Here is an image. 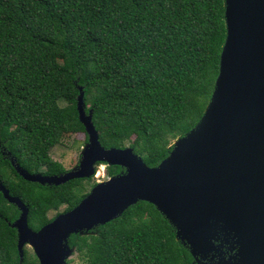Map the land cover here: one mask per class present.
<instances>
[{"label":"trees","instance_id":"1","mask_svg":"<svg viewBox=\"0 0 264 264\" xmlns=\"http://www.w3.org/2000/svg\"><path fill=\"white\" fill-rule=\"evenodd\" d=\"M225 0H0V183L28 208L39 230L74 208L92 177L58 186L24 180L67 171L51 151L87 135L85 110L104 148L131 147L149 167L201 118L213 92L225 40ZM106 166V175L122 169ZM18 208L0 192V264H39L24 248ZM67 264H197L174 228L145 201L84 235L72 234Z\"/></svg>","mask_w":264,"mask_h":264},{"label":"water","instance_id":"2","mask_svg":"<svg viewBox=\"0 0 264 264\" xmlns=\"http://www.w3.org/2000/svg\"><path fill=\"white\" fill-rule=\"evenodd\" d=\"M224 18L209 102L157 166L146 165L131 147L101 145L81 87L76 109L87 142L79 163L45 175L11 159L24 180L49 186L90 178L97 163L122 169L37 231L28 226V208L0 183L4 199L20 211L10 224L20 261L30 247L39 264H67L75 250L68 242L72 234L84 235L145 201L174 228L197 264H264V0H225Z\"/></svg>","mask_w":264,"mask_h":264},{"label":"rangeland","instance_id":"3","mask_svg":"<svg viewBox=\"0 0 264 264\" xmlns=\"http://www.w3.org/2000/svg\"><path fill=\"white\" fill-rule=\"evenodd\" d=\"M85 144L83 134L70 135L63 140L60 146H56L52 149L51 155L54 160L61 162L66 170H70L79 163L80 154ZM96 173L98 176H95ZM95 174L91 182L97 183V180L102 182L109 178V176L106 175L105 165L95 166ZM64 208L65 206H61L58 210L50 211L48 217H54L57 213H62ZM27 249L31 251L30 247H27ZM71 258L74 259V262H77L75 255Z\"/></svg>","mask_w":264,"mask_h":264},{"label":"built area","instance_id":"4","mask_svg":"<svg viewBox=\"0 0 264 264\" xmlns=\"http://www.w3.org/2000/svg\"><path fill=\"white\" fill-rule=\"evenodd\" d=\"M95 176H98L97 173L95 174ZM103 177V176H102ZM98 178V177H97ZM100 182L99 180H97V183Z\"/></svg>","mask_w":264,"mask_h":264},{"label":"flooded vegetation","instance_id":"5","mask_svg":"<svg viewBox=\"0 0 264 264\" xmlns=\"http://www.w3.org/2000/svg\"><path fill=\"white\" fill-rule=\"evenodd\" d=\"M122 171V170H121ZM208 264H210V262H207Z\"/></svg>","mask_w":264,"mask_h":264}]
</instances>
